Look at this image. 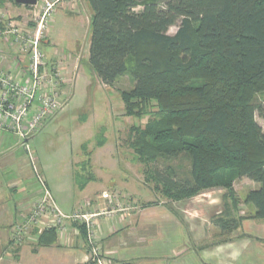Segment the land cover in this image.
<instances>
[{
    "label": "trees",
    "instance_id": "16d2710c",
    "mask_svg": "<svg viewBox=\"0 0 264 264\" xmlns=\"http://www.w3.org/2000/svg\"><path fill=\"white\" fill-rule=\"evenodd\" d=\"M82 1L90 12L89 66L106 87L132 78L121 92L125 115L147 122L131 127L130 146L150 166L157 191L182 201L224 190V215L215 220L224 231L244 218L232 216L241 205L234 183L247 178L259 185L243 201L255 210L248 217L264 220V130L257 122L264 120V0ZM8 2L20 6H0ZM5 27L0 18V32ZM94 179L88 172L80 186ZM56 238L45 229L38 243Z\"/></svg>",
    "mask_w": 264,
    "mask_h": 264
},
{
    "label": "crops",
    "instance_id": "0c3cea01",
    "mask_svg": "<svg viewBox=\"0 0 264 264\" xmlns=\"http://www.w3.org/2000/svg\"><path fill=\"white\" fill-rule=\"evenodd\" d=\"M5 6L11 9L8 10L11 15V12L20 16L32 12V6H12L9 2ZM55 14L41 49L50 61L69 70V65L64 64L72 61L77 48L68 56L45 49L51 44ZM2 43L0 70L23 80L28 63L25 52L17 45ZM63 100L67 101L66 94ZM25 146H29L28 139L0 130V264H96L91 258L87 227L84 233L75 223L66 222L62 233L56 231L57 238L52 244L38 243L40 227L39 230L34 227L30 237L19 245L12 239L15 225L28 216L43 192L34 184L37 176L33 166L32 170L27 163V155L23 153V149L27 150ZM95 174V179L80 191L82 199L76 202L73 185L69 184L67 201L75 202L70 213L98 214L93 218L92 230L95 246L107 264H264V220L248 217L255 213L253 206L242 204L237 213L233 210V217L244 216L237 229L230 227L222 231L216 225L215 220L224 215V190H209L182 201L153 202L141 192L136 194L129 186L121 183L111 186L100 173ZM113 187L127 189L125 196L114 203L101 196L104 192L112 193Z\"/></svg>",
    "mask_w": 264,
    "mask_h": 264
},
{
    "label": "rangeland",
    "instance_id": "374dc122",
    "mask_svg": "<svg viewBox=\"0 0 264 264\" xmlns=\"http://www.w3.org/2000/svg\"><path fill=\"white\" fill-rule=\"evenodd\" d=\"M11 5L16 6L13 3ZM8 10L11 9L6 8L5 5L0 6V18L1 15L12 16V20L16 19L15 21L21 24V28L31 31L32 34L35 32L37 25L35 8L32 7V12H26L24 16L14 12H11L13 14L11 15ZM56 10L54 32L50 38L51 44L45 47L46 51L54 53L57 50L68 56L77 49L73 54V60L64 64V66L69 65V70L60 71L66 80L62 86V95L64 97L66 94L67 97V101L64 102L65 107L47 121L36 134L29 137L28 150L23 149V153L27 155V163L32 168L31 155L38 172L42 175L46 189L64 213H70L75 202L79 198L82 199L80 185L88 172H92L93 176H96L95 172L100 173L111 186L116 183L129 186L136 194L141 192L147 195L146 198L150 201L170 202V199L157 191L156 184L149 177L150 166L138 161L130 146L131 127L144 126L147 122V117L139 120L125 115L121 92L132 88L131 76L121 77L114 87L104 86L88 63L90 12L85 8L82 0H73L68 5L60 4ZM177 29L178 26L172 27L169 34L174 35ZM47 30L48 27L43 39L48 36ZM2 42H4L3 37H0V43L3 44ZM45 57L49 66L51 65L50 68L59 66L55 61H50L48 56ZM78 58L81 59L79 68L76 67ZM61 62H64L63 58ZM257 122L264 130V120L257 116ZM100 139H105L101 147L98 145ZM25 147L27 149V146ZM84 147L90 154V159L85 154ZM75 170L78 171L81 180L77 179ZM32 173L34 174V171ZM34 182L39 190L44 191L38 178L35 177ZM69 184L73 185L72 191L75 194L73 203L67 201ZM258 186L247 178L235 181L234 189L241 205L244 204L247 193ZM120 190L123 191L118 192L120 199L127 189L113 187L110 192L115 193ZM218 194L220 193H216ZM220 201L223 205L221 197ZM246 215L248 214L245 211ZM12 237L19 245L14 230Z\"/></svg>",
    "mask_w": 264,
    "mask_h": 264
},
{
    "label": "built area",
    "instance_id": "2783aa9c",
    "mask_svg": "<svg viewBox=\"0 0 264 264\" xmlns=\"http://www.w3.org/2000/svg\"><path fill=\"white\" fill-rule=\"evenodd\" d=\"M38 0L35 6V22L37 23L34 33L21 28L18 21L12 20L10 16H1V19L8 22L0 37L6 43L20 46L25 52L28 63L23 80L15 77L11 72L0 70V130L15 133L23 140L29 139L36 134L42 126L54 118L63 110L62 86L66 80L61 74L64 70L59 66L51 67L47 63L45 54L41 49L43 34L49 22L56 13L60 4L68 5L73 0ZM28 150V148H27ZM36 176L42 184L44 191L42 196L35 201L28 216L23 217L14 227L17 242H25L30 237L34 227L45 230L55 229L62 233L65 223L71 222L84 225L88 229V241L92 247L91 258L96 264H107L106 258L101 254L100 249L95 246L93 218L98 214L85 212L64 213L55 203L42 175L30 155ZM120 193L104 192L102 198L109 202L119 200ZM41 231V232H42Z\"/></svg>",
    "mask_w": 264,
    "mask_h": 264
},
{
    "label": "water",
    "instance_id": "95a60500",
    "mask_svg": "<svg viewBox=\"0 0 264 264\" xmlns=\"http://www.w3.org/2000/svg\"><path fill=\"white\" fill-rule=\"evenodd\" d=\"M15 2L16 4L21 5V6H35L38 0H15Z\"/></svg>",
    "mask_w": 264,
    "mask_h": 264
},
{
    "label": "flooded vegetation",
    "instance_id": "af4514ba",
    "mask_svg": "<svg viewBox=\"0 0 264 264\" xmlns=\"http://www.w3.org/2000/svg\"><path fill=\"white\" fill-rule=\"evenodd\" d=\"M72 60H73V58H72ZM80 62H81V59H79V58H78V64H77V66H76V67H78V68H79V66H80Z\"/></svg>",
    "mask_w": 264,
    "mask_h": 264
}]
</instances>
